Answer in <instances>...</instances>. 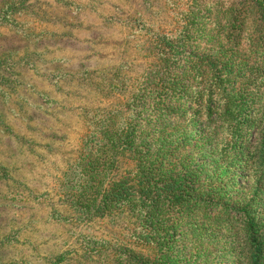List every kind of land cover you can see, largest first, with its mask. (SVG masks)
I'll use <instances>...</instances> for the list:
<instances>
[{
  "label": "rangeland",
  "instance_id": "374dc122",
  "mask_svg": "<svg viewBox=\"0 0 264 264\" xmlns=\"http://www.w3.org/2000/svg\"><path fill=\"white\" fill-rule=\"evenodd\" d=\"M193 1L0 0V164L12 178H0V264H110L138 243L145 225L134 209L83 212L86 158L99 147L102 117L120 110L136 122L154 36L180 31ZM111 148L101 193L142 167L133 152ZM228 199L234 207L249 196Z\"/></svg>",
  "mask_w": 264,
  "mask_h": 264
},
{
  "label": "trees",
  "instance_id": "16d2710c",
  "mask_svg": "<svg viewBox=\"0 0 264 264\" xmlns=\"http://www.w3.org/2000/svg\"><path fill=\"white\" fill-rule=\"evenodd\" d=\"M185 13L180 31L154 36L149 99L136 104V122L120 110L98 122L79 205L134 209L143 220L138 243L120 244L128 255L110 264H264V0H194ZM111 147L142 167L101 193ZM7 172L0 164L1 181L12 179ZM239 195L248 201L230 207ZM193 213L201 224L186 230L181 221Z\"/></svg>",
  "mask_w": 264,
  "mask_h": 264
}]
</instances>
